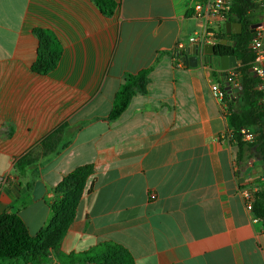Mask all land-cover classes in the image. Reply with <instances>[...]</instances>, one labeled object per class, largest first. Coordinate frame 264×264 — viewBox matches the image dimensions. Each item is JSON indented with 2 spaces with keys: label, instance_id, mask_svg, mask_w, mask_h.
<instances>
[{
  "label": "crops",
  "instance_id": "obj_1",
  "mask_svg": "<svg viewBox=\"0 0 264 264\" xmlns=\"http://www.w3.org/2000/svg\"><path fill=\"white\" fill-rule=\"evenodd\" d=\"M116 2L104 16L91 0H0V214L18 213L35 236L52 218L54 189L91 165L74 221L42 264H67L59 252L105 242L136 264H264V224L244 198L264 184L263 163L247 153L236 164L227 111L212 91L240 64H176L179 44L194 46L200 33L215 45L227 21L198 14L207 0ZM252 14L264 25V0ZM52 37L62 53L43 73L38 56ZM146 69V93L110 119L125 75ZM50 136L59 151L38 177L18 175L16 162L32 150L43 158Z\"/></svg>",
  "mask_w": 264,
  "mask_h": 264
},
{
  "label": "trees",
  "instance_id": "obj_2",
  "mask_svg": "<svg viewBox=\"0 0 264 264\" xmlns=\"http://www.w3.org/2000/svg\"><path fill=\"white\" fill-rule=\"evenodd\" d=\"M104 16H112L118 3L116 0H91ZM255 0H232L231 7L224 13V19L242 24L240 34H229L227 31L218 32L214 39L217 56L235 55L242 63L235 69L234 76L229 74L221 82L224 93L222 99L227 111V120L232 130L231 140L239 149L236 164L240 167L248 156L258 157L263 163L264 183V104L262 92L258 88L259 80L254 73L255 54L250 46L255 32L253 25L258 23L252 11L256 8ZM41 33V31L39 32ZM226 39L227 43L222 41ZM60 43L52 37L48 51L40 52L38 56L39 71L47 73L54 69L61 57ZM151 69L137 74L128 73L123 79L114 100L110 119H117L128 107L133 96L146 93V85ZM229 77L233 81L230 89H226ZM237 82V86L235 83ZM240 86V88H239ZM237 93V94H235ZM251 134L252 140H246L245 135ZM54 136L48 137L42 147L45 149L43 158L35 155V150L28 152L15 164L14 170L18 175L25 176L32 169V179L38 177V166L49 155L59 151L58 145L50 144ZM63 145L62 147H65ZM249 154L248 156L245 154ZM94 173L91 165L80 167L68 174L54 189V199L51 203L52 218L35 236L31 235L26 224L18 213L5 211L0 214V264H42L48 261L49 244L54 250H59L62 241L74 221L76 208L84 193L86 183ZM31 191L34 181L27 183ZM253 209L255 216L264 224V184L253 192ZM60 259L67 264H136L132 254L122 245L114 242L101 243L87 251L64 254L59 252Z\"/></svg>",
  "mask_w": 264,
  "mask_h": 264
},
{
  "label": "built area",
  "instance_id": "obj_3",
  "mask_svg": "<svg viewBox=\"0 0 264 264\" xmlns=\"http://www.w3.org/2000/svg\"><path fill=\"white\" fill-rule=\"evenodd\" d=\"M263 0H255L256 3H262ZM232 0H207L205 6H197L196 11L200 16L207 17V19L221 17L224 18V13L231 7ZM203 13V14H202ZM205 13V14H204ZM255 37L253 38L250 46L255 54V60H254V73L255 76L259 80L258 88L262 92V102L264 104V25H259L255 28ZM213 35V34H212ZM213 37L208 34L202 35L200 33H197L189 38V42L191 44L198 45L200 48H203L205 45L208 44L210 38ZM212 39V38H211ZM186 48L183 47V45H178L176 48V54L179 55L180 51L184 50ZM176 64L178 66L183 65V61L177 60ZM235 73H232V77ZM232 77H229L228 82L231 84L233 81ZM237 86V82L235 83ZM212 91L215 94V96L222 100L224 97V93L220 86L217 84H214L212 86ZM246 140H252V135L247 134L245 135ZM254 189L246 190L244 192V198L246 200V206L248 210L252 211L253 209V194L252 192Z\"/></svg>",
  "mask_w": 264,
  "mask_h": 264
},
{
  "label": "water",
  "instance_id": "obj_4",
  "mask_svg": "<svg viewBox=\"0 0 264 264\" xmlns=\"http://www.w3.org/2000/svg\"><path fill=\"white\" fill-rule=\"evenodd\" d=\"M259 26L258 24L253 25L252 32L255 31V28ZM227 33L232 34H240L242 32V24L240 22H232L228 21L226 23ZM223 44L227 43V40L224 39L222 41ZM182 55V61L186 65L197 66L200 61H204L205 63H212L214 58H218L222 69L227 71L230 68H236L239 64L242 63L241 60L237 59L235 55H223L217 56L215 51V45L207 44L203 48H200L198 45L191 46L188 49H184L180 51ZM230 83H226V89H230ZM240 88V86H239Z\"/></svg>",
  "mask_w": 264,
  "mask_h": 264
}]
</instances>
